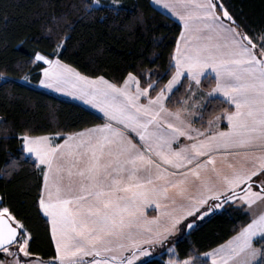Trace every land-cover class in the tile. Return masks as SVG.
Wrapping results in <instances>:
<instances>
[{"label":"snow or ice","instance_id":"1","mask_svg":"<svg viewBox=\"0 0 264 264\" xmlns=\"http://www.w3.org/2000/svg\"><path fill=\"white\" fill-rule=\"evenodd\" d=\"M155 3L182 25L166 83L151 71H129L119 82L84 75L59 58L69 37L51 57L34 54L39 85L102 115L79 131L16 137L20 159L39 167L33 207L50 226L55 251L34 259L32 229L0 198V264H148L141 257L152 248L195 231L225 204L246 206L248 219L235 234L183 259L167 247L166 264H264V207L252 209L264 205V30L250 32L225 0ZM211 73L207 97L219 94L229 107L205 122L196 97H205L200 86ZM185 82L187 97L174 102Z\"/></svg>","mask_w":264,"mask_h":264},{"label":"trees","instance_id":"2","mask_svg":"<svg viewBox=\"0 0 264 264\" xmlns=\"http://www.w3.org/2000/svg\"><path fill=\"white\" fill-rule=\"evenodd\" d=\"M225 2L250 32L264 30V0ZM181 30V25L151 0H0V198L32 229L34 258L48 260L55 248L50 226L46 231L33 207L43 184L39 167L34 168L29 159H20L21 144L16 137L25 131L49 136L71 133L100 122L98 114L82 105L37 88L42 73L32 60L34 54L51 57L56 44L69 37L59 58L84 75H103L119 82L129 71H151L159 73L166 83L169 57ZM25 75L28 81L22 79ZM5 79L13 83L4 85ZM212 86L210 78L200 89L209 91ZM178 88L174 102L188 95L187 82ZM221 101L212 98L204 104L200 111L205 122L210 115L228 109ZM12 158L18 160V168L9 167ZM245 209L225 204L220 211L197 221L195 231L177 233L171 244L181 259L189 249L209 251L225 243L248 219ZM165 260L163 255L147 262L165 264Z\"/></svg>","mask_w":264,"mask_h":264},{"label":"crops","instance_id":"3","mask_svg":"<svg viewBox=\"0 0 264 264\" xmlns=\"http://www.w3.org/2000/svg\"><path fill=\"white\" fill-rule=\"evenodd\" d=\"M151 2H152V4H153V5H154L159 11H161V12L164 13V14H166L167 16H169L170 18H172L173 20L177 21V22L180 24L178 18L172 16L171 13L168 12L167 9H164L162 6L156 4V3H155V0H151ZM180 25H181V24H180ZM181 27H182V25H181ZM209 73H210V70H208V72H206V75H208ZM214 75H215L214 73H211V74H210V78H214ZM203 81H204V79L202 78V82H203ZM213 81H214V80H213ZM177 87H179V85H178ZM37 88H38L39 90H41V91H43V92L49 94V95H52V96L58 98V99L72 101V102H74V103H77V104L82 105L83 107H85L86 109H88V110H90V111L95 112L96 114L98 113L99 115H102V114H100V113L98 112V110L92 108L91 105L85 104V103H84L82 100H80L78 97L68 95L67 93L56 92L55 90L44 88V87L41 86V85H38ZM214 98H220V99L223 100V97L220 96L219 94H214ZM211 99H212V98H211ZM204 104H205V103H204ZM204 104H203V106H204ZM203 106H202V107H203ZM202 107L200 106L199 109L201 110ZM199 109H197V110L200 111ZM194 119H195V117H194ZM224 125H226V121H223V122H222V126H224ZM197 126H199V124H198ZM181 139H183V138H181ZM32 159H34V157H33ZM245 208H246V206H245ZM221 209H222V208H221ZM221 209H216L215 212H216V211H220ZM145 211H146V214H148V215H152V214H154V213H153V208H152V207H149V208L145 209ZM53 244H54V242H53ZM54 248H55V245H54ZM160 249H161V246L154 247L152 253H154L155 250H156V251H157V250L159 251Z\"/></svg>","mask_w":264,"mask_h":264},{"label":"rangeland","instance_id":"4","mask_svg":"<svg viewBox=\"0 0 264 264\" xmlns=\"http://www.w3.org/2000/svg\"><path fill=\"white\" fill-rule=\"evenodd\" d=\"M115 3V2H114ZM116 4V3H115ZM59 51V50H58ZM201 90V89H200ZM204 93H205V97L204 98H200L199 96L198 97H196V99H198L199 100V106H198V109H199V107L201 106H203V104L204 103H206L209 99H211V98H209V97H207V92L208 91H203ZM212 98H214V97H212ZM200 110V109H199ZM91 112H93V111H91ZM94 114H96L95 112H93ZM98 114V113H97ZM99 115V114H98ZM99 116H101V115H99ZM261 207H264V205H261V204H259V203H257V204H255V205H253L252 206V209L253 210H257V211H259L260 210V208ZM172 239V238H171ZM171 246H174L175 247V245H173V244H170V245H168L167 247H171ZM156 247H158V246H156ZM167 247L165 248V247H161V249L158 251H156L155 250V252L154 253H152L153 252V248L151 249V251H150V254L148 255V256H145V257H141V260H143V261H147V260H150V259H154V258H161V256H163V255H166V260H165V264H166V262L168 261V259H169V254H168V252H167ZM4 258V256H3V254H2V258H0V259H3ZM9 259H11V258H9ZM34 259H39V258H34Z\"/></svg>","mask_w":264,"mask_h":264},{"label":"built area","instance_id":"5","mask_svg":"<svg viewBox=\"0 0 264 264\" xmlns=\"http://www.w3.org/2000/svg\"><path fill=\"white\" fill-rule=\"evenodd\" d=\"M1 123H2V119L0 118V125H1Z\"/></svg>","mask_w":264,"mask_h":264}]
</instances>
